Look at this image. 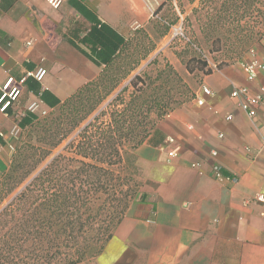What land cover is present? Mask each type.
<instances>
[{
	"label": "crops",
	"instance_id": "0c3cea01",
	"mask_svg": "<svg viewBox=\"0 0 264 264\" xmlns=\"http://www.w3.org/2000/svg\"><path fill=\"white\" fill-rule=\"evenodd\" d=\"M161 1L60 0L55 8L46 0H0V86L12 78L20 89L0 110V173L16 145L11 129L34 116L27 104L40 98L53 110L104 67L91 53L100 45L83 41L90 28L102 24L110 39L113 32L126 39L149 24ZM258 59L264 64V53ZM38 66L47 71L41 82L28 75ZM201 85L134 151L146 198L129 205L98 254L76 264H264V205L255 199L264 194V104L249 117L230 97L233 86L260 92L264 69L248 80L239 62L227 64ZM215 161L222 180L213 175Z\"/></svg>",
	"mask_w": 264,
	"mask_h": 264
},
{
	"label": "trees",
	"instance_id": "16d2710c",
	"mask_svg": "<svg viewBox=\"0 0 264 264\" xmlns=\"http://www.w3.org/2000/svg\"><path fill=\"white\" fill-rule=\"evenodd\" d=\"M228 1L235 6L236 0ZM110 31L102 24L92 26L83 38L92 47L100 45L91 53L104 67L57 107L67 113L64 125L57 129L55 120H47L38 145L15 149L0 175V264H76L91 258L112 237L129 205L146 198L134 151L159 119L194 94L168 62L146 70L153 59L132 74L155 44L132 58L131 39L115 32L110 39ZM185 67L189 72L212 71L206 59L195 55ZM36 121L34 115L20 122L24 129Z\"/></svg>",
	"mask_w": 264,
	"mask_h": 264
},
{
	"label": "rangeland",
	"instance_id": "374dc122",
	"mask_svg": "<svg viewBox=\"0 0 264 264\" xmlns=\"http://www.w3.org/2000/svg\"><path fill=\"white\" fill-rule=\"evenodd\" d=\"M161 2V7L156 15H153L149 24L140 28L136 33L133 31L128 36L131 39L128 53H131L132 58H136L152 43L155 44L154 50L142 60L140 66L132 74L145 68L146 64L153 59L156 61L146 70L162 68L168 62L193 92L192 86L201 85L205 74L199 70L189 72L186 69L185 61L190 56L195 55L206 59L213 71L227 64L237 63L251 55L258 58L259 54L264 53V5L262 0H248L245 4L236 0L235 6L229 4L228 0H162ZM228 7L232 12L227 11ZM178 24H181L183 36L169 40L171 27ZM124 63L125 60L121 64L122 69L126 67ZM218 64L220 67L217 68ZM176 67L184 68L185 75H181ZM126 83L127 80L123 81L119 88ZM179 89L178 84H175L176 96H178ZM113 95L114 93L106 101L110 100ZM66 118V111L58 108L51 110L44 117H38L37 124L20 129L15 135L16 145L12 154L15 153V149L20 148L21 150L22 146L38 145L42 135L41 126L47 120H55L53 127L57 128V126L64 125ZM65 143L66 140L53 150V154L57 153Z\"/></svg>",
	"mask_w": 264,
	"mask_h": 264
},
{
	"label": "built area",
	"instance_id": "2783aa9c",
	"mask_svg": "<svg viewBox=\"0 0 264 264\" xmlns=\"http://www.w3.org/2000/svg\"><path fill=\"white\" fill-rule=\"evenodd\" d=\"M52 7L57 8L60 4V0H46ZM177 36H183V31L181 24L174 25L171 27V34L169 40ZM250 58L240 61V65L243 71L246 74L248 80H254L257 76V72L264 69V64L253 55L249 56ZM47 71L45 68L38 66L34 70L28 73L29 76H32L35 80L41 82L46 75ZM24 78L20 82H23ZM12 78H8L2 86H0V110L6 111L10 106L11 101L15 100L20 89L18 85L11 84ZM260 92L251 93L246 86H233L230 91V97L237 100V106L243 110L249 117H252L256 113V108L259 104H264V87L261 86ZM201 92L205 95H211V90L203 85L201 86ZM197 104H203V99L199 96L196 97ZM26 110L35 115L36 117H44L49 114L51 111L49 108L45 107L43 101L40 98H35L31 100L27 106ZM226 118H231V114H227ZM20 129L17 126H13L11 129L12 134H17ZM168 142H172L173 138L168 137ZM170 155H176L174 152H171ZM210 155L215 158L217 156L216 150H211ZM213 175L216 179L222 180L224 177L220 172L219 166L215 161L212 165ZM232 181H236L235 177L231 178ZM255 199L264 205V194H257Z\"/></svg>",
	"mask_w": 264,
	"mask_h": 264
}]
</instances>
